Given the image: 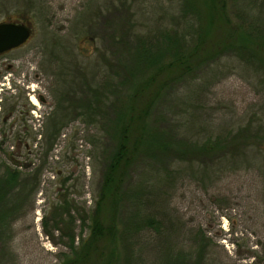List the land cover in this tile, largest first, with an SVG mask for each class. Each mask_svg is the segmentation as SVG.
Segmentation results:
<instances>
[{
    "label": "rangeland",
    "instance_id": "374dc122",
    "mask_svg": "<svg viewBox=\"0 0 264 264\" xmlns=\"http://www.w3.org/2000/svg\"><path fill=\"white\" fill-rule=\"evenodd\" d=\"M216 1L48 0L47 13L40 14L0 0V22L32 26L23 47L0 54V168H16L22 179L38 172L33 187L19 180L0 197V264H60L68 253L70 235L77 246L88 234L80 217L99 206L105 222L110 212L115 217L117 236L110 263L128 264L122 233L140 227L143 242L151 241L154 231L138 205V195L162 182L170 183L163 196L181 223L180 248L160 254L158 249L146 253L140 247L135 252L143 261L177 264L175 259L183 253L185 264L195 259L196 264H264L263 47L256 59L228 52L208 58L198 52L192 58L193 70L168 83L151 108L147 125L166 141L173 136L167 143L170 150L155 148L153 155L125 170L115 209L106 199L97 204L113 146L109 128L86 125L72 112L61 110L70 120L58 136L51 135L56 99L57 105L70 108L63 97L76 96L77 85H70L77 70L75 58L84 60L85 68L101 65L96 49L107 48L106 36L127 27V14L147 37H142L144 48L163 52L162 63L169 60L170 47L161 30L184 35L185 52L201 42L207 52L223 35L230 40L233 28L256 29L264 36V0H253L254 5L246 0ZM154 23L161 28L146 34ZM244 42L250 48L252 40ZM127 44L115 45L118 50L113 51L114 60L110 58L115 63L112 83L118 91L111 95L109 106L121 105V111L128 106L130 90L118 87L123 75L118 69L144 66L134 39ZM61 72L70 77L64 75L62 80ZM81 90L82 98L89 100L91 93ZM181 147L184 155L178 160L173 152ZM191 147L194 152L188 154ZM192 235L203 237L205 244L187 238ZM166 236L172 240L174 231L168 230ZM99 244L103 249L110 242ZM90 261L102 263L97 254Z\"/></svg>",
    "mask_w": 264,
    "mask_h": 264
},
{
    "label": "trees",
    "instance_id": "16d2710c",
    "mask_svg": "<svg viewBox=\"0 0 264 264\" xmlns=\"http://www.w3.org/2000/svg\"><path fill=\"white\" fill-rule=\"evenodd\" d=\"M2 1L5 2L3 4L8 3L7 5L16 4L15 6H21L24 8L23 10L27 12L37 11L40 14H45L48 11V0ZM246 1H251L254 5L256 0ZM216 2H219V0ZM125 20L127 23L126 28L123 26L122 30L111 38L107 37L110 36V34L106 36L107 48L103 50L96 49L101 59V65L97 63L91 66V69L87 67L86 69L82 63L84 60L82 59L83 61H81L75 58L74 67L77 70H73V82H70V85H73V83L77 85V90L73 91V94L76 96L74 97L72 94L70 95V93H65L66 95H64L63 100L67 99L66 103L70 105V108H68V106L62 108L60 104L57 105L58 99H56L57 101L54 106L55 112L53 113L54 115L52 114L54 117L52 118L53 133L51 135L54 137H56V135L58 136L60 127L67 124V121L70 120L67 114L62 113L61 110L72 112L76 118H81L86 125L96 126L101 123L104 127L107 126L109 128L110 137L113 138V146L108 152V157L106 159L105 172L98 194L100 202H97V204L101 205V201L106 199L109 201V206H111L110 208L112 209H115L119 184L123 175L126 173L125 170H127L134 161L141 159V157L153 155L155 148H162L160 152L163 153L170 150V146L168 147L167 143L173 136H170L166 141L162 139L160 133L154 130L150 131L147 125V117L155 102L159 100L161 91L168 83L174 82V80L181 78L184 74L193 70L194 64L192 63V58L195 54L200 52L201 54H207L208 57L212 56L214 53V55H216L228 52L240 58L256 59L255 53L261 52V47L264 48V36H260L256 29H250L246 32L242 31L240 28H233L230 32V40L225 39V35H223V38L217 45L210 48L207 52H204L206 49H203L204 42L194 44V47H192L190 51L188 50L185 52V43H182V41L187 40L184 35L178 32H176V35H169L168 31L165 32L161 30V34L164 35L163 38H167L165 41L168 42V46L170 47V58L167 62L162 63L164 61L160 58V55H162L163 52H151L149 49L144 48V39L142 37H147L141 35L142 32L139 27H134L135 23L130 22L129 14L125 15ZM155 24L156 23L150 25L152 27L147 30L149 32H146V34H154L161 28ZM160 32H158V34H160ZM129 39H134L135 49L140 47L138 51L144 56V66L140 70H130L124 67L118 69L121 71V75L123 74L118 87L123 88L127 93L130 90L128 106L121 111V105L112 104V106H109L112 98L111 95H116L117 92L115 91H118L114 90L112 83L115 71H111V69L115 63L110 60V58L113 59V51L118 50L115 45H126ZM247 39L252 40L250 48L244 42ZM254 41L257 42L255 45H253ZM64 75L65 79L70 77V73L62 74L61 72L60 76L62 80H64ZM117 75L120 76V74ZM55 84V89H58L59 82L56 81ZM79 84L82 86H79ZM81 88L91 93V98L89 100L82 98L81 95H84V93ZM71 90L72 89H70V92ZM56 97L58 98V96ZM56 97H54V99ZM71 98L72 101H69ZM103 101H106L108 105L102 108L100 107V103H103ZM165 135L169 136L167 133ZM166 146L168 147L167 149ZM183 150L182 147L174 150L173 154L178 160L183 157ZM188 151V154H193L194 149L191 147ZM1 167H4V164ZM37 177L38 172L22 179L16 168L12 170L8 167L4 169L0 168V197L4 196L5 189L10 186L13 187L19 180H23L25 185L31 184L33 187L37 182ZM167 184L166 182L155 183L150 186L147 193L141 191V193L139 192L140 194L138 193V205L143 212L148 214V225L151 230L154 231V236L152 235L151 241L147 242L145 239L143 242L141 235L142 230L140 227L128 228V230L130 229L129 231L122 233V240H125V248L127 250L125 253V262L128 264H149L143 261V258L140 257L139 254H136L137 252L135 251H138L140 247H142L143 250L145 249L146 253L158 249L157 252L160 254L162 251L165 253V251L170 252L180 248L178 237H180L181 234V223L172 216L168 208V199L163 196V193H166L165 186L167 188ZM99 207L92 211L91 214L89 213L85 217H80V221L82 225L86 226L88 234L86 238H80V242L77 246L74 245L75 236L70 235L67 243L68 253L63 255V257L61 254L62 259L60 264H89L94 254L101 256V264H111L110 260L114 252L112 247L115 237L117 236L115 217L114 213L110 212L109 222H105L101 218L99 212L102 207ZM112 209L110 210L112 211ZM175 222L177 223L176 226ZM178 227L179 229H177ZM170 229L174 231L175 235L172 240L166 236L167 231ZM187 238L194 242L195 240H202L201 242L203 245L205 244V239L198 235L188 236ZM102 240H107L108 243L110 242L109 246H105L102 249L99 244V241ZM106 249L108 251L104 253ZM182 254L183 253H181V257L175 259V261H178H176L177 264H185L184 261L186 259ZM188 264H196V259L189 261Z\"/></svg>",
    "mask_w": 264,
    "mask_h": 264
},
{
    "label": "water",
    "instance_id": "95a60500",
    "mask_svg": "<svg viewBox=\"0 0 264 264\" xmlns=\"http://www.w3.org/2000/svg\"><path fill=\"white\" fill-rule=\"evenodd\" d=\"M32 34L31 23L0 22V54L22 45Z\"/></svg>",
    "mask_w": 264,
    "mask_h": 264
},
{
    "label": "bare ground",
    "instance_id": "6f19581e",
    "mask_svg": "<svg viewBox=\"0 0 264 264\" xmlns=\"http://www.w3.org/2000/svg\"><path fill=\"white\" fill-rule=\"evenodd\" d=\"M31 101H32L33 103H36V99H35L34 96L31 97Z\"/></svg>",
    "mask_w": 264,
    "mask_h": 264
},
{
    "label": "flooded vegetation",
    "instance_id": "af4514ba",
    "mask_svg": "<svg viewBox=\"0 0 264 264\" xmlns=\"http://www.w3.org/2000/svg\"><path fill=\"white\" fill-rule=\"evenodd\" d=\"M25 45V43H23L22 45H20L19 47H17V48H15V49H18V48H21V47H23ZM14 50V49H13ZM11 51V50H10ZM34 112V111H33ZM32 112V113H33ZM34 136H35V133H34Z\"/></svg>",
    "mask_w": 264,
    "mask_h": 264
}]
</instances>
